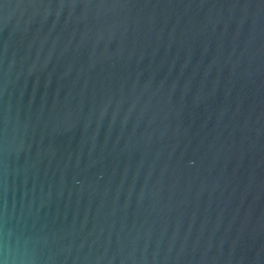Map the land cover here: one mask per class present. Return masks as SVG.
I'll use <instances>...</instances> for the list:
<instances>
[{
	"label": "water",
	"instance_id": "1",
	"mask_svg": "<svg viewBox=\"0 0 264 264\" xmlns=\"http://www.w3.org/2000/svg\"><path fill=\"white\" fill-rule=\"evenodd\" d=\"M0 264H264V0H0Z\"/></svg>",
	"mask_w": 264,
	"mask_h": 264
}]
</instances>
